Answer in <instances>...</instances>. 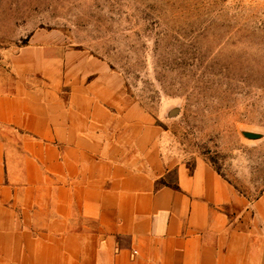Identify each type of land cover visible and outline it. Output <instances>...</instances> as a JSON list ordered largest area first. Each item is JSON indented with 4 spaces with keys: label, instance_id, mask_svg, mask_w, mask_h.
I'll list each match as a JSON object with an SVG mask.
<instances>
[{
    "label": "crops",
    "instance_id": "crops-1",
    "mask_svg": "<svg viewBox=\"0 0 264 264\" xmlns=\"http://www.w3.org/2000/svg\"><path fill=\"white\" fill-rule=\"evenodd\" d=\"M24 62L0 68V264H264V190L166 164L151 120L82 80L64 99Z\"/></svg>",
    "mask_w": 264,
    "mask_h": 264
},
{
    "label": "rangeland",
    "instance_id": "rangeland-1",
    "mask_svg": "<svg viewBox=\"0 0 264 264\" xmlns=\"http://www.w3.org/2000/svg\"><path fill=\"white\" fill-rule=\"evenodd\" d=\"M36 54L42 87L67 99L82 80L151 120L166 164L204 161L249 201L264 190V0H0V68Z\"/></svg>",
    "mask_w": 264,
    "mask_h": 264
}]
</instances>
